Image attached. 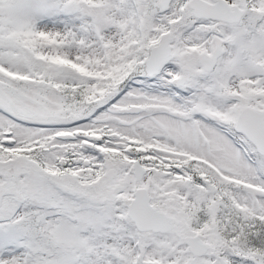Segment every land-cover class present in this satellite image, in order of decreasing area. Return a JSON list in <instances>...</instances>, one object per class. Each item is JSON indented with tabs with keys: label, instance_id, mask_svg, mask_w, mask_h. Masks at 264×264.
Wrapping results in <instances>:
<instances>
[{
	"label": "snow or ice",
	"instance_id": "6c2138e0",
	"mask_svg": "<svg viewBox=\"0 0 264 264\" xmlns=\"http://www.w3.org/2000/svg\"><path fill=\"white\" fill-rule=\"evenodd\" d=\"M0 264H264V0H0Z\"/></svg>",
	"mask_w": 264,
	"mask_h": 264
}]
</instances>
